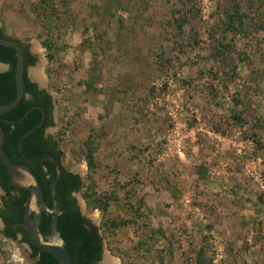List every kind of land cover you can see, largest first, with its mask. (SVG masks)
Instances as JSON below:
<instances>
[{"label":"rangeland","instance_id":"obj_1","mask_svg":"<svg viewBox=\"0 0 264 264\" xmlns=\"http://www.w3.org/2000/svg\"><path fill=\"white\" fill-rule=\"evenodd\" d=\"M0 28L37 57L101 264H264V0H0ZM3 230L0 264H37Z\"/></svg>","mask_w":264,"mask_h":264},{"label":"trees","instance_id":"obj_2","mask_svg":"<svg viewBox=\"0 0 264 264\" xmlns=\"http://www.w3.org/2000/svg\"><path fill=\"white\" fill-rule=\"evenodd\" d=\"M117 3L119 4V2ZM175 13L180 14L179 18L176 19V27L182 34L188 22V13L181 14V11H176ZM237 22L238 25L236 24ZM242 25L243 21L239 11L230 15L228 27L231 30H237ZM0 37L10 38L5 34L3 28H0ZM19 42L24 47L25 85L26 94L29 95V98H24L17 107L0 116V125L6 135L4 149L14 162L24 163V159L19 151L18 142L22 135L42 123L45 113L43 124L23 142L25 155L29 159L53 155L60 160L62 173L57 187V198L62 210V215L60 216L61 233L67 241L68 249L75 264H101L104 252V238L100 234L101 228L93 224L91 220L82 214L78 201L74 197L75 193H80L85 189V182L78 174L72 173L63 166V153L59 147V142L54 136L47 135L46 133L49 128L55 126L54 100L46 89H40L36 83L30 80L28 69L36 65L37 57L32 54L28 44ZM44 46L49 51L51 50L49 44L46 43ZM48 58L50 61H53L54 55L50 53ZM0 62L10 67L8 71L0 72V105H2L11 103L16 99V51L0 45ZM234 119L238 123L244 121L238 114H234ZM86 158L90 171L93 172L95 169L93 155L89 153ZM30 167L40 180L45 198L50 207H52L53 201L49 187L54 175V165L50 161H44L31 164ZM0 187L6 193L3 197V208L0 211V217L5 226L3 234L10 239H17L21 236L22 241L30 245L27 231L23 225L24 205L28 199L29 192L18 190L12 185L7 169L2 165L1 160ZM85 197L88 199L90 207L107 210L108 204H102L101 199H93L89 193H86ZM51 220V217L47 215H44L42 218L41 232L44 236L50 233ZM104 229L105 232L108 230V227L106 226ZM30 246L32 248V256L37 258V264H60L52 255L32 245Z\"/></svg>","mask_w":264,"mask_h":264},{"label":"water","instance_id":"obj_3","mask_svg":"<svg viewBox=\"0 0 264 264\" xmlns=\"http://www.w3.org/2000/svg\"><path fill=\"white\" fill-rule=\"evenodd\" d=\"M0 45L12 48L16 51V99L11 103L0 105V116H2L17 107L24 98H29V95L26 94L25 53L23 45L15 39L5 37H0ZM0 65L6 66L7 68L9 67V65L2 62H0ZM30 79L36 83L40 89H45L43 84L38 80L33 77H30ZM44 120L45 113L42 123L22 135L18 142L19 151L24 159V163L14 162L5 151L4 143L6 135L4 129L0 125V160L2 165L7 169L12 185L18 190L29 192L28 199L24 205L25 213L23 225L27 231L30 245L52 255L60 262V264H75L68 249L67 241L63 237L60 229V216L62 215V210L57 198V187L62 173L61 162L53 155H46L37 159H29L25 155L23 149L24 140L37 130L43 124ZM44 161H50L54 165V175L49 187L53 201L52 207H50L45 198V193L40 180L30 167L31 164ZM0 193L3 195L6 194L1 187ZM44 215H47L52 219L50 233L47 236H44L41 232V222ZM0 220L2 221L1 217Z\"/></svg>","mask_w":264,"mask_h":264},{"label":"bare ground","instance_id":"obj_4","mask_svg":"<svg viewBox=\"0 0 264 264\" xmlns=\"http://www.w3.org/2000/svg\"><path fill=\"white\" fill-rule=\"evenodd\" d=\"M33 76H34L33 78H35L36 80H39L40 78L43 77L42 73H36V74H33Z\"/></svg>","mask_w":264,"mask_h":264},{"label":"flooded vegetation","instance_id":"obj_5","mask_svg":"<svg viewBox=\"0 0 264 264\" xmlns=\"http://www.w3.org/2000/svg\"><path fill=\"white\" fill-rule=\"evenodd\" d=\"M9 68H10V67H8V69H7L6 71H8ZM6 71H5V72H6ZM29 78H30V77H29ZM30 80H31V79H30ZM31 81H32V80H31ZM32 82H33V81H32ZM33 83H34V82H33ZM5 195H6V194H5ZM5 195H4V196H5ZM2 208H3V199H2V206H1V209H2ZM1 209H0V211H1ZM2 221H3V220H2ZM3 224H4V223H3ZM4 227H5V226H4Z\"/></svg>","mask_w":264,"mask_h":264},{"label":"crops","instance_id":"obj_6","mask_svg":"<svg viewBox=\"0 0 264 264\" xmlns=\"http://www.w3.org/2000/svg\"><path fill=\"white\" fill-rule=\"evenodd\" d=\"M5 72V71H4Z\"/></svg>","mask_w":264,"mask_h":264}]
</instances>
